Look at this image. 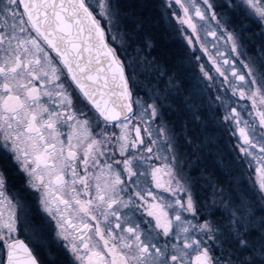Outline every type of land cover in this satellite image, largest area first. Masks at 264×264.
<instances>
[{"label": "snow or ice", "instance_id": "snow-or-ice-1", "mask_svg": "<svg viewBox=\"0 0 264 264\" xmlns=\"http://www.w3.org/2000/svg\"><path fill=\"white\" fill-rule=\"evenodd\" d=\"M202 2L207 9L199 0H174L182 12L174 15L224 78L225 91L250 103L247 118L244 105L229 111L225 103L223 119L238 136L240 153L255 161L256 183L264 192V74L257 78L249 64L247 75L219 65L216 57L224 53L209 52L200 38L212 9L209 0ZM243 2L264 21L261 0ZM112 15L108 0H0V153L41 194L77 264H220L208 243L212 225L185 216L196 215L192 195L159 154L147 108L139 112L140 102L132 99L124 65L102 25L101 18L110 22ZM208 34L217 36L215 30ZM227 43L235 53L233 34ZM200 71L213 79L203 65ZM148 108L154 119L156 107ZM5 183L0 168L6 264H39L29 245L13 236L16 206L4 194ZM238 243L248 247L245 239ZM240 264H264V244Z\"/></svg>", "mask_w": 264, "mask_h": 264}, {"label": "trees", "instance_id": "trees-1", "mask_svg": "<svg viewBox=\"0 0 264 264\" xmlns=\"http://www.w3.org/2000/svg\"><path fill=\"white\" fill-rule=\"evenodd\" d=\"M108 2L114 15L111 29L105 27L106 38L124 65L132 96L139 92L144 100L155 102L174 141L178 171L191 185L196 212L200 220L210 217L215 226L211 247L216 259L240 264L264 244V204L249 183L230 124L223 120L222 88L200 89L196 58L164 0ZM224 12L243 45L262 47L260 28L245 12L235 6ZM241 238L248 242L243 250Z\"/></svg>", "mask_w": 264, "mask_h": 264}, {"label": "rangeland", "instance_id": "rangeland-1", "mask_svg": "<svg viewBox=\"0 0 264 264\" xmlns=\"http://www.w3.org/2000/svg\"><path fill=\"white\" fill-rule=\"evenodd\" d=\"M164 1H165L167 8L170 11L171 17L173 18L175 23L178 25L180 36L183 38L186 47L196 58L195 63L197 64V74L199 75V78L197 79V83L199 84L200 89L204 91L208 90V91L213 92V91H216V89L218 88H222L220 93L224 94V98L226 99L225 103H227L228 105V110L230 111L232 107H237L238 110H241L240 106L244 105L247 110H242V115H244L245 118H247V111H250L251 109L250 103L248 101L239 100L238 96L233 97L230 90L225 91V87H222V85L224 84V78L220 76L219 73L215 71V68L212 66V64L209 63V57L205 55V53L201 50V44L199 42H196V37L192 36V33L190 30H188L187 28H183L182 30L181 25L177 23L176 15H174V13L182 15L181 10L178 8V6L175 5L174 0H172L171 6H169V0H164ZM88 2L90 4L95 5V0H88ZM199 2L203 8L207 9V5H204L202 0H199ZM209 2L212 4V9L211 11L207 12L208 24L204 25L203 30L201 31V37H200L201 40L206 42V46L209 52L215 54L218 48L221 52L224 53L223 56L216 57V60L218 61L219 65L222 68L231 69L232 67H235L238 70H240L242 73L247 75V69L245 68V64H249L256 71L257 78H260V76L264 74V21L260 20V18L255 14L254 10L249 9L247 5L243 2V0H209ZM261 2L264 3V0H261ZM234 6H235V9L245 12V15H247V17H250L249 19H251L253 23H256L259 26L261 36H262V43H263L262 47H259L258 45L254 46L253 48H248V46L246 47L240 41V37L238 33L234 31L233 27L228 26V20H227L228 15L225 14L224 9L228 8L230 10L234 8ZM213 14H215L216 16L215 20L212 19ZM101 20H102V25L110 30L111 29L110 22L108 20H104L103 18H101ZM211 30H215L217 32L216 37H213L208 34V32ZM228 33L233 34L235 37L236 48H237V51L235 53L232 52L231 43H227ZM185 36L190 37L194 41L192 46H189L187 40L185 39ZM213 45H215V47H213ZM197 57H199L200 59H197ZM225 58L229 59L231 61V64L224 65L223 59ZM201 65H203L205 70L208 71L209 75L213 77L212 80L206 79L204 77L203 73L200 71ZM229 76H230V71H229ZM214 97L216 99L215 95ZM132 99L133 101L140 102L139 112L142 113L144 109L147 108L148 117L146 119L148 121V124L153 129V134L157 136L159 139V144H160L159 154L162 157H167V162L172 166V169L174 173L176 174V178L179 179L180 182L182 183L181 176L185 177V175H183V173L180 175V172L178 171L179 170L178 169L179 163L177 161L179 158L177 156L178 153L175 152L174 141L171 139L168 131L166 130L167 128L164 126V124H162L161 120L158 117L159 112H158L157 106L155 105V102L151 101L152 99L144 100L141 96H139V92L136 93L135 97L132 96ZM149 105H154L157 109V115L154 119L151 118V108H148ZM134 107L136 106L134 105ZM228 123L230 124V122ZM141 127H143V125H141ZM231 131L233 132L234 129L231 128ZM161 132H163L164 134L160 135ZM234 138H235L236 145H237L238 136H234ZM145 140H146V143H150L147 137H145ZM240 155L244 159L248 172H249L247 176L249 178L248 180H250L249 183L252 181L251 186L256 191L259 192V195H260L259 197L262 199V202L264 204V192L260 191L259 186L256 183L255 161H251L250 158L244 157L241 153ZM156 163L160 164L161 161H156ZM184 185L186 189L188 190V192L191 193L192 198H193L191 185L188 183V181ZM185 195L186 197H184V199H187V194ZM193 202H194L195 209H196L197 207H196V202L194 198H193ZM14 205L16 206V209H17L18 204L14 203ZM185 216L188 219L193 220L194 223L207 222L210 225H212L213 240H209L208 243L210 246L211 245L213 246L216 240L215 239L216 229H215V226L213 225L211 218L206 215L207 217L204 216L202 220H200V217H199L200 215L197 212H196L195 217H193L189 213H185ZM16 228L18 231L20 226L16 225ZM15 235L16 233L13 234V236ZM29 238H31V235H29ZM205 239H207V237H205ZM31 240L32 241L36 240L39 244H42V245H45L47 243L46 238L44 239L43 237H38V236L36 237V239L32 237Z\"/></svg>", "mask_w": 264, "mask_h": 264}, {"label": "flooded vegetation", "instance_id": "flooded-vegetation-1", "mask_svg": "<svg viewBox=\"0 0 264 264\" xmlns=\"http://www.w3.org/2000/svg\"><path fill=\"white\" fill-rule=\"evenodd\" d=\"M9 22L11 23V21ZM153 163L159 165L156 161ZM0 168L6 174V183L3 189L5 196L13 204H18L16 225L20 228L16 231L14 238L21 239L29 245L38 257L39 264H77L72 253L65 247L67 242L57 235L56 221L41 204V194L29 186L27 176L19 170L10 158L6 159L2 153H0ZM181 181L186 184L187 178L181 176ZM182 195L186 197L185 193ZM29 235L34 239L37 236L46 238L47 243L42 245L36 240L32 241ZM164 239L162 236L159 239L161 246ZM211 254L216 259L214 253ZM6 257V249L3 248V242L0 241V264H5Z\"/></svg>", "mask_w": 264, "mask_h": 264}, {"label": "water", "instance_id": "water-1", "mask_svg": "<svg viewBox=\"0 0 264 264\" xmlns=\"http://www.w3.org/2000/svg\"><path fill=\"white\" fill-rule=\"evenodd\" d=\"M21 240V239H20ZM6 259H7V257H6ZM5 264H6V260H5Z\"/></svg>", "mask_w": 264, "mask_h": 264}]
</instances>
